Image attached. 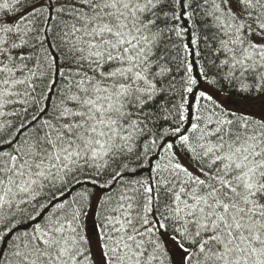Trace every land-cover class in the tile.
Returning a JSON list of instances; mask_svg holds the SVG:
<instances>
[{
    "label": "snow or ice",
    "instance_id": "snow-or-ice-1",
    "mask_svg": "<svg viewBox=\"0 0 264 264\" xmlns=\"http://www.w3.org/2000/svg\"><path fill=\"white\" fill-rule=\"evenodd\" d=\"M0 264H264V0H0Z\"/></svg>",
    "mask_w": 264,
    "mask_h": 264
}]
</instances>
